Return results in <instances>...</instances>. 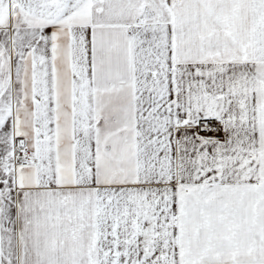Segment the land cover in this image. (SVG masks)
Segmentation results:
<instances>
[{
	"label": "snow or ice",
	"instance_id": "6c2138e0",
	"mask_svg": "<svg viewBox=\"0 0 264 264\" xmlns=\"http://www.w3.org/2000/svg\"><path fill=\"white\" fill-rule=\"evenodd\" d=\"M0 264H264V0H0Z\"/></svg>",
	"mask_w": 264,
	"mask_h": 264
}]
</instances>
